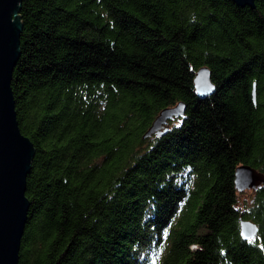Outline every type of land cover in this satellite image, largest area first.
<instances>
[{
  "label": "trees",
  "instance_id": "obj_1",
  "mask_svg": "<svg viewBox=\"0 0 264 264\" xmlns=\"http://www.w3.org/2000/svg\"><path fill=\"white\" fill-rule=\"evenodd\" d=\"M19 15L11 90L35 148L19 264H147L152 245L155 264H264V183L233 181L241 163L264 174V0H22Z\"/></svg>",
  "mask_w": 264,
  "mask_h": 264
},
{
  "label": "water",
  "instance_id": "obj_2",
  "mask_svg": "<svg viewBox=\"0 0 264 264\" xmlns=\"http://www.w3.org/2000/svg\"><path fill=\"white\" fill-rule=\"evenodd\" d=\"M233 1L253 6L256 0ZM21 3L22 0H0V264H19L20 243L29 209L26 177L35 153L33 143L19 128L11 90L13 68L20 54ZM194 86L199 97L214 92L215 85L207 66L196 70ZM185 108L182 101L162 108L143 136L164 134L170 127L169 122L183 116ZM233 181L238 191L256 189L264 183V174L248 163H241L234 170ZM257 231L254 221L240 217L239 232L243 239L253 238Z\"/></svg>",
  "mask_w": 264,
  "mask_h": 264
},
{
  "label": "rangeland",
  "instance_id": "obj_3",
  "mask_svg": "<svg viewBox=\"0 0 264 264\" xmlns=\"http://www.w3.org/2000/svg\"><path fill=\"white\" fill-rule=\"evenodd\" d=\"M175 122V120L173 119L171 122H170V125L172 124V122ZM184 174V173H182ZM179 181L182 180V178L179 176L178 177ZM246 190V189H245ZM247 190H250V189H247ZM242 192V191H241ZM250 194V193H249ZM248 194V195H249ZM242 197V196H241ZM158 250L156 249V247L154 245H152L151 247L147 248V249H144L142 252H141V255L145 254L148 256V263L147 264H155L156 261H157V256L156 255V252Z\"/></svg>",
  "mask_w": 264,
  "mask_h": 264
}]
</instances>
